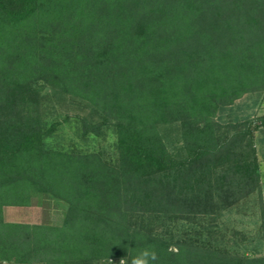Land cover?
I'll use <instances>...</instances> for the list:
<instances>
[{
    "label": "trees",
    "instance_id": "16d2710c",
    "mask_svg": "<svg viewBox=\"0 0 264 264\" xmlns=\"http://www.w3.org/2000/svg\"><path fill=\"white\" fill-rule=\"evenodd\" d=\"M261 93L264 0H0V264H264L219 228L261 191ZM40 196L59 224L4 220Z\"/></svg>",
    "mask_w": 264,
    "mask_h": 264
},
{
    "label": "rangeland",
    "instance_id": "374dc122",
    "mask_svg": "<svg viewBox=\"0 0 264 264\" xmlns=\"http://www.w3.org/2000/svg\"><path fill=\"white\" fill-rule=\"evenodd\" d=\"M48 104L63 113L74 114L77 107L68 101L58 102L52 95ZM61 104V105H60ZM234 111L238 116H258L264 114V93L249 94L236 101ZM108 141H101L99 146L108 148ZM256 146L260 163L261 191L252 194L237 206L225 213L219 223L222 233L235 242H227L233 253L246 252L250 255H264V133H256ZM65 204L47 196L36 197L28 207H4L3 218L7 222H24L40 224H59L62 220ZM234 232L242 234L233 235ZM243 239V240H241Z\"/></svg>",
    "mask_w": 264,
    "mask_h": 264
},
{
    "label": "clouds",
    "instance_id": "9594fccd",
    "mask_svg": "<svg viewBox=\"0 0 264 264\" xmlns=\"http://www.w3.org/2000/svg\"><path fill=\"white\" fill-rule=\"evenodd\" d=\"M157 260L158 255L154 249L144 248L131 259V264H154ZM109 264H113V261L110 260ZM120 264H125V261L121 259Z\"/></svg>",
    "mask_w": 264,
    "mask_h": 264
}]
</instances>
